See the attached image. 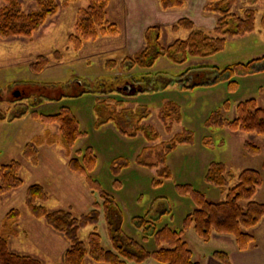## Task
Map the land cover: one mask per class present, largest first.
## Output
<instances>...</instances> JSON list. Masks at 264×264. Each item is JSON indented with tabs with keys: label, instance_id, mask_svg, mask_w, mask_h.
I'll use <instances>...</instances> for the list:
<instances>
[{
	"label": "rangeland",
	"instance_id": "1",
	"mask_svg": "<svg viewBox=\"0 0 264 264\" xmlns=\"http://www.w3.org/2000/svg\"><path fill=\"white\" fill-rule=\"evenodd\" d=\"M38 1L19 0L25 13L36 10ZM65 1L56 0L60 7L57 14L48 17L31 37L0 35V164L19 161L22 164L20 176L24 181L21 188L1 198L0 221L6 212L18 209L22 229L29 231L32 228L39 233V237L22 234L17 239L23 243L21 249L27 255L34 256L37 248L45 245L50 255L44 253V257L36 256L44 264H62L63 245L60 240L41 238L40 226L46 221L30 213L26 205L27 190L34 184L45 186L49 193L45 206L50 211L72 210L77 217L88 213L95 201H101L100 195L89 188L84 176L70 170L69 161L71 157L81 159L77 152L92 147L98 157V165L91 175L115 198L122 212L123 230L142 242L147 249H156L153 238L143 240V229L134 226V217L152 218L159 215L158 228L169 226L180 230L185 217L195 209L193 197L181 194L184 190L182 187L190 186L213 201L218 200L220 192H223L206 180L212 162L224 163L235 175L247 168L263 170V136L233 133L225 127H209L207 121L216 111H222L228 119H234L238 103L250 98H256L264 108V70L235 77L233 80L238 83L235 86H230L229 80L213 84L218 72L209 71V67L223 69L264 56L261 24L264 0L236 1L232 11L234 14L242 16L249 8L256 11V29L244 36L228 38L221 52L210 57H189L180 64L171 62L168 57H161L151 68L131 67L128 63L122 66L124 60L135 56L146 45L144 38L138 50L129 47L130 40L123 29L124 16L129 9L126 0H107V18L117 25L119 33L85 42L80 51L75 50L69 42V36L77 33L79 12L87 9L91 0H79L63 7ZM4 5L5 2L0 0V10ZM195 29L215 35L214 30L208 28L197 25ZM188 35L186 30L174 32L164 28L159 41L168 47L176 40L186 39ZM155 38L156 34L152 33L153 44ZM56 51L63 54L62 61L54 58ZM42 57L48 58L49 63L41 72L35 71L34 67L40 64ZM130 84L134 87L126 91L125 87ZM142 90L144 92H139ZM169 103L176 104L179 109V115L175 113V120H172L174 113L168 110L173 124L171 131L166 130L167 124L160 114ZM227 105L229 110L226 109ZM63 107L74 113L81 130L86 133L69 152L62 142L59 125L46 124L40 118L31 116L35 111L45 115L57 114ZM146 109L150 115H146ZM26 111L28 115L22 116ZM126 118H132L134 122L126 124ZM140 118H144L142 126H152L159 133L157 141L150 142L142 131H137ZM185 132H192V143L180 144L167 154L166 142L176 134ZM246 141L260 146L261 153H247L244 149ZM29 142L39 145L40 158L36 166L23 156L24 146ZM160 144L163 145L154 147ZM138 161L152 164L162 162L170 170L171 177H161L163 165L150 168L140 165ZM125 162L129 163L127 168L118 172L114 169L115 165L123 166ZM156 180L162 182L157 184ZM235 184L236 180L232 186ZM254 200L264 203V183ZM33 221L38 226L32 224ZM96 228L103 236V245L110 248L104 215L97 226L81 229V239L87 242L88 235ZM194 236L195 240H192ZM185 239L189 241L197 259H200V254L207 255L228 247L220 246L221 242L215 238L205 243L193 230L185 233ZM151 262L160 264L153 260ZM86 264L97 263L87 259Z\"/></svg>",
	"mask_w": 264,
	"mask_h": 264
},
{
	"label": "trees",
	"instance_id": "2",
	"mask_svg": "<svg viewBox=\"0 0 264 264\" xmlns=\"http://www.w3.org/2000/svg\"><path fill=\"white\" fill-rule=\"evenodd\" d=\"M3 1L5 5L0 10V35L2 37H31L45 23L47 18L57 14L60 8L56 0H39L36 10L25 13L19 0ZM76 1L79 0H66L62 5L67 7ZM236 1L208 0L205 9L219 17L214 29L215 35H209L203 30L195 29L194 23L190 19L184 18L173 26V30H188V37L183 40H176L165 47L159 41V28H150L145 35V48L132 58L124 60L122 66L125 67L128 63L131 67L151 68L161 57H168L171 62L180 64L185 63L189 57H210L221 52L225 49L228 38L244 36L256 29V11L249 8L244 11L242 16L236 15L232 12ZM158 2L162 9L168 10L183 6L185 0H158ZM261 24L264 33V14ZM76 31V34L69 36V42L78 51L83 48L85 42L96 41L101 36L117 35L119 33L117 25L110 23L107 18V0H91L90 6L79 12ZM152 33L156 34L154 44ZM54 58L57 61H62L63 54L56 51ZM39 63V65H35L34 70L41 72L48 65L49 60L42 57ZM262 63H264V56L252 59L245 64L237 63L223 69L216 66L209 67V71L218 72L213 84L229 80L230 86H235L238 84L233 80L235 77L247 76L264 70ZM139 92H144V90ZM226 109L229 110L228 105ZM168 110H171L172 114L174 113L172 120H175V113L179 115V109L176 104L169 103L160 112L163 121L166 122L165 125L167 124L166 130L171 131L173 124L171 123L172 120L169 119ZM146 111L148 112L146 115H150L148 109ZM105 113L107 112L105 111ZM236 113L237 116L234 119H228L222 111H216L208 119L207 125L209 127H225L233 133H252L264 137V108L259 105L256 98L239 102ZM26 115H28L27 111L22 116ZM31 116L40 118L46 124L59 125L62 142L67 152L79 139L86 135L81 130L77 117L67 107L61 108L57 114L45 115L35 111L31 113ZM143 119L140 118L137 131H142L150 142L157 141L160 137L159 133L152 126H142ZM106 120L109 121L110 119ZM180 120L179 116L178 121L180 122ZM132 121L134 122L132 118H126L124 123L131 124ZM98 124L102 125L101 123ZM192 140V132L176 134L166 142V153H171L180 144H190ZM50 143L54 142L51 141ZM162 145L154 147H161ZM244 149L251 155L261 153L260 146L251 141L244 143ZM77 153L80 154L81 159L71 157L69 161L70 170L84 176L89 188L97 192L101 198L100 202L93 204L88 213L77 217L72 210L50 211L45 206L49 200L48 192L40 184L31 185L26 194V205L30 213L37 219H44L54 231L63 235L69 242V248L64 254L62 264H86L87 259L97 264H143L148 260L160 264H203L195 259L193 249L185 239V233L190 230L195 231L205 243L210 242L214 234L231 236L239 251H247L255 244L256 239L251 230L264 220V203L254 200L258 189L264 183V160L262 172L247 168L238 175L229 170L224 163L212 162L206 180L208 183L220 187L226 194L225 198L221 201H213L190 186L182 187L184 190L181 191V194H190L193 197L195 209L185 217L180 230L169 226L158 228L156 223L160 218L159 215L157 217L152 216V218L147 216L134 217L132 220L134 226L143 229V240L153 238L156 242V249L149 250L142 242L126 234L122 228V212L115 198L92 177L91 173L98 165V157L93 148L89 147ZM23 156L32 165H38L39 145L34 142L27 143L24 146ZM139 164L150 168H158L163 165L160 169L161 177H171L170 170L162 162L157 164L139 162ZM128 165L129 163L125 162L123 166L115 165L114 169L118 172V170L127 168ZM21 169L22 164L17 160L8 164H0V201L5 194L24 185L20 176ZM234 180H236V184L232 186ZM161 182V180L155 181L157 184ZM102 215H104L106 222L110 248L103 245V236L97 228L88 235L87 242H84L80 237L81 229L91 225L97 226ZM20 218L21 212L18 209L9 211L5 217V229L10 230ZM213 257L223 264H231L230 255L225 250L214 251ZM0 264L44 263L37 257L12 251L9 246V235H2L0 236Z\"/></svg>",
	"mask_w": 264,
	"mask_h": 264
},
{
	"label": "crops",
	"instance_id": "3",
	"mask_svg": "<svg viewBox=\"0 0 264 264\" xmlns=\"http://www.w3.org/2000/svg\"><path fill=\"white\" fill-rule=\"evenodd\" d=\"M126 2L129 6V9L127 7L128 10L126 11L124 16L123 29L125 30V33L128 39L130 40L129 47H133L135 51L140 48L141 42L142 40H144L146 32L150 28H160L161 34L164 28H169L174 31L173 26L176 25L179 20L187 18L194 23L195 27L198 25L200 28L203 29L208 28L210 30H214L218 20L217 14L209 12L205 9L208 0H185L183 6L168 10L162 9L158 0H126ZM180 30L174 32H178ZM259 41H262V39L259 38ZM220 193L221 194L219 195L218 200L215 201H221L225 198V192L223 191ZM96 202L99 201H95L94 203ZM7 214L8 212L5 213L4 217L2 218V221H0V236L9 235L10 249L17 253L24 254L25 252L23 251V249H21L23 243L17 241V239L22 234L30 237H39V233H35V230L32 228H30L29 231L22 229V224L20 220L15 223L10 230H6L4 226V219ZM31 223L35 226H38L37 222L33 221ZM44 225L40 226V231L42 235L41 238H53L55 241L60 240V244L63 245L61 247V255L63 254L64 259V254L69 248V242L63 235H58L56 231H53L47 223H45ZM251 231L254 234L256 240L255 244L247 251H239L236 247L234 239L230 238L231 236L214 234L212 238L218 239L221 242L220 246H228L225 251H227L230 255L231 264H264V220ZM213 239H211V241ZM192 240H195V236ZM44 253L49 254V251L45 249V245L41 244L39 248H37V253L33 254L44 257ZM25 254L27 255V253ZM36 255H34V257L38 258V256ZM199 256H201L199 257L200 259H197V256L194 252L195 259L197 261L202 262L203 264H223L213 257V252L207 255L200 254ZM151 261L152 260H148L146 263L143 264L153 263Z\"/></svg>",
	"mask_w": 264,
	"mask_h": 264
},
{
	"label": "flooded vegetation",
	"instance_id": "4",
	"mask_svg": "<svg viewBox=\"0 0 264 264\" xmlns=\"http://www.w3.org/2000/svg\"><path fill=\"white\" fill-rule=\"evenodd\" d=\"M134 86H132V84H130L129 86L125 87L126 90H130V88H133Z\"/></svg>",
	"mask_w": 264,
	"mask_h": 264
},
{
	"label": "water",
	"instance_id": "5",
	"mask_svg": "<svg viewBox=\"0 0 264 264\" xmlns=\"http://www.w3.org/2000/svg\"><path fill=\"white\" fill-rule=\"evenodd\" d=\"M18 94V93H17Z\"/></svg>",
	"mask_w": 264,
	"mask_h": 264
}]
</instances>
